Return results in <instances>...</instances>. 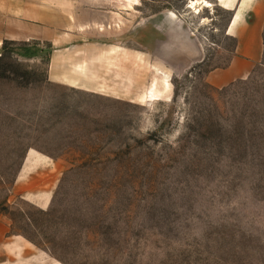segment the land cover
I'll list each match as a JSON object with an SVG mask.
<instances>
[{
    "label": "rangeland",
    "instance_id": "1",
    "mask_svg": "<svg viewBox=\"0 0 264 264\" xmlns=\"http://www.w3.org/2000/svg\"><path fill=\"white\" fill-rule=\"evenodd\" d=\"M136 1L176 16L130 31L139 100L48 81L46 41L0 43V264H264V24L260 62L213 86L229 9ZM31 152L47 162L20 175Z\"/></svg>",
    "mask_w": 264,
    "mask_h": 264
},
{
    "label": "crops",
    "instance_id": "2",
    "mask_svg": "<svg viewBox=\"0 0 264 264\" xmlns=\"http://www.w3.org/2000/svg\"><path fill=\"white\" fill-rule=\"evenodd\" d=\"M214 1L230 11L225 32L234 42L226 63L208 69L204 80L223 86L245 77L260 62L264 0ZM139 5L136 0H0V43L46 41L48 81L139 100L147 94L145 75L151 70V53L143 39L130 41V31H144L140 27L148 20L170 35L176 23V16L165 9L133 15ZM30 154L20 175L47 162L40 152ZM28 193L39 203L48 196L39 189ZM5 229L0 217V239Z\"/></svg>",
    "mask_w": 264,
    "mask_h": 264
},
{
    "label": "bare ground",
    "instance_id": "3",
    "mask_svg": "<svg viewBox=\"0 0 264 264\" xmlns=\"http://www.w3.org/2000/svg\"><path fill=\"white\" fill-rule=\"evenodd\" d=\"M209 4L210 3L206 0H189L188 7L193 8L195 11H198L200 6H207Z\"/></svg>",
    "mask_w": 264,
    "mask_h": 264
},
{
    "label": "trees",
    "instance_id": "4",
    "mask_svg": "<svg viewBox=\"0 0 264 264\" xmlns=\"http://www.w3.org/2000/svg\"><path fill=\"white\" fill-rule=\"evenodd\" d=\"M4 41V40H3ZM47 46L49 47V45L47 44ZM49 51V50H48Z\"/></svg>",
    "mask_w": 264,
    "mask_h": 264
}]
</instances>
